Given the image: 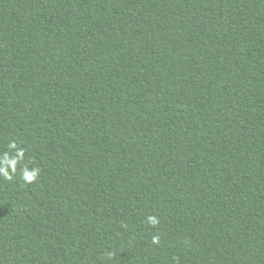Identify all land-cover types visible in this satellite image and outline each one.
Here are the masks:
<instances>
[{
    "label": "trees",
    "instance_id": "1",
    "mask_svg": "<svg viewBox=\"0 0 264 264\" xmlns=\"http://www.w3.org/2000/svg\"><path fill=\"white\" fill-rule=\"evenodd\" d=\"M13 140L0 264H264V0H0Z\"/></svg>",
    "mask_w": 264,
    "mask_h": 264
},
{
    "label": "clouds",
    "instance_id": "2",
    "mask_svg": "<svg viewBox=\"0 0 264 264\" xmlns=\"http://www.w3.org/2000/svg\"><path fill=\"white\" fill-rule=\"evenodd\" d=\"M7 149V151L0 154V179L12 181L19 171L20 178L26 184H32L37 181L40 175V169L38 167L29 168L27 164H25L18 169V165H20V162L25 157L26 150L24 148H19L15 140L7 144ZM146 223L155 227L159 224V219L155 215H148L146 217ZM159 241L160 237L158 235L152 237V242L154 244H158Z\"/></svg>",
    "mask_w": 264,
    "mask_h": 264
}]
</instances>
